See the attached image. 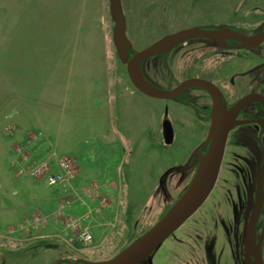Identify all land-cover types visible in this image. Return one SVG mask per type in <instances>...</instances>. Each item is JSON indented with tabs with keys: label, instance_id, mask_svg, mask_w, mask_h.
<instances>
[{
	"label": "rangeland",
	"instance_id": "1",
	"mask_svg": "<svg viewBox=\"0 0 264 264\" xmlns=\"http://www.w3.org/2000/svg\"><path fill=\"white\" fill-rule=\"evenodd\" d=\"M173 5L121 0L135 49L160 36L159 18H167L162 29H173ZM205 7L203 14L213 22L253 27L264 17V0H216L213 8ZM108 10V0H0L4 264H30L35 226L40 235H60L64 245L91 260L112 256L158 219L153 193L161 172L206 133L201 125L178 122L190 116L184 108L131 84L112 42ZM165 107L175 122L171 145L164 144L160 128ZM57 157L72 161L74 170L69 181L49 185L46 177L57 170ZM44 161L49 169L31 175ZM84 230L91 243L79 240ZM177 250L165 239L153 264H168L166 256L175 257Z\"/></svg>",
	"mask_w": 264,
	"mask_h": 264
},
{
	"label": "flooded vegetation",
	"instance_id": "2",
	"mask_svg": "<svg viewBox=\"0 0 264 264\" xmlns=\"http://www.w3.org/2000/svg\"><path fill=\"white\" fill-rule=\"evenodd\" d=\"M170 1L174 3L170 19H176V25L164 30L161 26L167 23V18L156 20L160 36L154 41L190 28L201 30L203 35L186 38L166 51L142 58L139 62L141 73L155 87L175 91L171 97L159 99L188 112L190 116L177 118L179 123L201 125L206 133L179 162L161 172L153 193L159 207L157 218L176 201L193 178L199 157L205 154L210 142L207 135L214 113L228 122L230 128L214 185L201 206L168 238L178 250L175 257L168 254L166 259L168 264H255L252 253L258 247L264 264V39L244 45L251 41L250 37L263 33L264 17L253 27L244 23L213 22L202 10L207 3L213 8L216 0ZM222 29L248 38L243 42L225 37L219 34ZM130 34L128 58L153 43L135 49ZM248 55L256 60H250ZM188 80L197 82L182 84ZM166 118L172 126L174 141L175 122L165 107L160 128ZM173 166L179 168L164 175ZM40 230L35 226L37 233L30 237L34 246L30 264H94L117 253L91 260L87 254L64 245L60 235H40ZM138 235L132 234L127 242ZM1 249L0 264H4Z\"/></svg>",
	"mask_w": 264,
	"mask_h": 264
},
{
	"label": "water",
	"instance_id": "3",
	"mask_svg": "<svg viewBox=\"0 0 264 264\" xmlns=\"http://www.w3.org/2000/svg\"><path fill=\"white\" fill-rule=\"evenodd\" d=\"M108 8L109 16L113 22L111 30L112 42L118 58L125 63L126 73L131 84L138 91L150 97H171L175 91L161 90L146 81L141 73L139 62L144 57L170 49L186 38L203 35V33L199 32L201 30L190 28L164 35L144 49L135 52L132 57L128 58L127 51L130 48V40L126 35V21L121 8V0H108ZM232 32L233 31L230 29L219 30V34H222L223 36L233 37L243 42L248 38ZM250 38L251 41L244 45H253V43H257L264 39V31L262 34ZM196 82V80H188L182 84L185 85ZM204 86L209 90V87L206 84H204ZM213 97L215 98L214 95ZM217 107L220 111H223L221 106L218 105ZM213 117L207 135V140L210 139V142L206 152L199 157L198 166L193 178L181 195L163 213V215L149 226V228L132 239L113 257L104 261H97L94 264H152L153 255L164 240L171 237L174 234V231L201 206L210 193L216 180L226 134L230 128V124L224 122L220 116H217L214 113ZM161 134L165 144L172 143L173 129L167 118L162 122ZM179 166L170 167L164 175L172 169H178ZM252 254L254 256L255 264H263L258 247H255Z\"/></svg>",
	"mask_w": 264,
	"mask_h": 264
},
{
	"label": "built area",
	"instance_id": "4",
	"mask_svg": "<svg viewBox=\"0 0 264 264\" xmlns=\"http://www.w3.org/2000/svg\"><path fill=\"white\" fill-rule=\"evenodd\" d=\"M44 162L45 164L43 162L42 164H40L41 167L38 166L35 169L32 168L33 171L30 172L31 175L36 176V175L43 174L44 172H46L49 169L50 165L47 161H44ZM55 164H56L57 170L49 174L46 177L47 183L49 185H54L58 182H65L66 180H68L67 177L69 176V173L70 172L72 173V170H74L72 166V161H70L68 158L57 157L55 159ZM76 222L77 221L74 220V225L76 224ZM79 240L84 243H91L92 236L89 234L88 231L84 230L79 233Z\"/></svg>",
	"mask_w": 264,
	"mask_h": 264
},
{
	"label": "crops",
	"instance_id": "5",
	"mask_svg": "<svg viewBox=\"0 0 264 264\" xmlns=\"http://www.w3.org/2000/svg\"><path fill=\"white\" fill-rule=\"evenodd\" d=\"M99 78V81H103L104 78H101V77H98ZM100 217V216H99ZM101 218V217H100ZM102 219V218H101ZM45 225V224H44ZM113 226V225H112ZM115 226V225H114Z\"/></svg>",
	"mask_w": 264,
	"mask_h": 264
},
{
	"label": "trees",
	"instance_id": "6",
	"mask_svg": "<svg viewBox=\"0 0 264 264\" xmlns=\"http://www.w3.org/2000/svg\"><path fill=\"white\" fill-rule=\"evenodd\" d=\"M145 229H141L140 232L138 234H140L141 232H143Z\"/></svg>",
	"mask_w": 264,
	"mask_h": 264
}]
</instances>
